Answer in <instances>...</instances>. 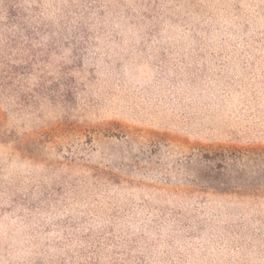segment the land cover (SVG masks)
I'll return each mask as SVG.
<instances>
[{"label": "rangeland", "instance_id": "1", "mask_svg": "<svg viewBox=\"0 0 264 264\" xmlns=\"http://www.w3.org/2000/svg\"><path fill=\"white\" fill-rule=\"evenodd\" d=\"M0 264H264V0H0Z\"/></svg>", "mask_w": 264, "mask_h": 264}]
</instances>
